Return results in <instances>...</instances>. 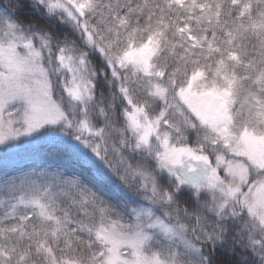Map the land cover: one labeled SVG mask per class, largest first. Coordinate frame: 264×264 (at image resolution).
<instances>
[{"label": "snow or ice", "instance_id": "obj_1", "mask_svg": "<svg viewBox=\"0 0 264 264\" xmlns=\"http://www.w3.org/2000/svg\"><path fill=\"white\" fill-rule=\"evenodd\" d=\"M0 264H264V0H0Z\"/></svg>", "mask_w": 264, "mask_h": 264}]
</instances>
